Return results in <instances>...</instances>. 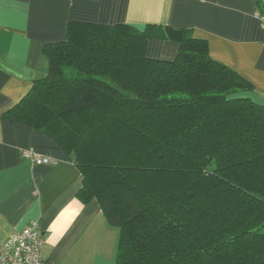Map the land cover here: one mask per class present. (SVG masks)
<instances>
[{
  "label": "trees",
  "instance_id": "trees-1",
  "mask_svg": "<svg viewBox=\"0 0 264 264\" xmlns=\"http://www.w3.org/2000/svg\"><path fill=\"white\" fill-rule=\"evenodd\" d=\"M149 36L69 23L4 117L72 153L78 199L119 230L115 264H264V105L204 40L158 60Z\"/></svg>",
  "mask_w": 264,
  "mask_h": 264
},
{
  "label": "crops",
  "instance_id": "crops-1",
  "mask_svg": "<svg viewBox=\"0 0 264 264\" xmlns=\"http://www.w3.org/2000/svg\"><path fill=\"white\" fill-rule=\"evenodd\" d=\"M258 0H0V245L35 221L52 264H115L119 230L97 200L82 203V175L71 154L40 130L4 117L46 76L45 44L66 39L71 22L130 25L146 31L145 54L173 59L180 39L204 40L210 57L251 84L264 105V29ZM56 160L32 164L21 150Z\"/></svg>",
  "mask_w": 264,
  "mask_h": 264
},
{
  "label": "built area",
  "instance_id": "built-area-1",
  "mask_svg": "<svg viewBox=\"0 0 264 264\" xmlns=\"http://www.w3.org/2000/svg\"><path fill=\"white\" fill-rule=\"evenodd\" d=\"M264 5V0H259ZM261 27L264 29V15H258ZM23 159L32 164H55L56 160L43 156L33 149L21 150ZM44 238L35 221L23 229L12 233L0 245V264H52L41 255Z\"/></svg>",
  "mask_w": 264,
  "mask_h": 264
}]
</instances>
